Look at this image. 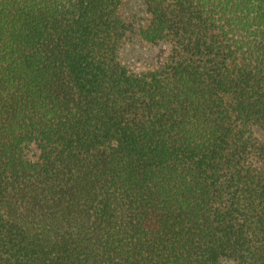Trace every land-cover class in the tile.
<instances>
[{"label":"trees","instance_id":"trees-1","mask_svg":"<svg viewBox=\"0 0 264 264\" xmlns=\"http://www.w3.org/2000/svg\"><path fill=\"white\" fill-rule=\"evenodd\" d=\"M227 262L264 264V0H0V264Z\"/></svg>","mask_w":264,"mask_h":264},{"label":"rangeland","instance_id":"rangeland-1","mask_svg":"<svg viewBox=\"0 0 264 264\" xmlns=\"http://www.w3.org/2000/svg\"><path fill=\"white\" fill-rule=\"evenodd\" d=\"M166 49L165 43L148 45L141 39L136 38L130 44L128 43L127 57L133 69H146V67L159 63L164 58ZM226 264L234 263L227 262Z\"/></svg>","mask_w":264,"mask_h":264}]
</instances>
